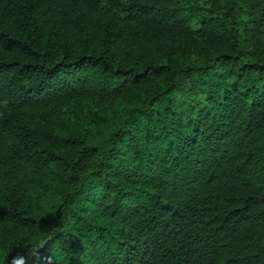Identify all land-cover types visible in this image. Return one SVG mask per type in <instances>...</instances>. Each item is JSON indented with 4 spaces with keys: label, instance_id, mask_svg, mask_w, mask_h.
I'll use <instances>...</instances> for the list:
<instances>
[{
    "label": "trees",
    "instance_id": "trees-1",
    "mask_svg": "<svg viewBox=\"0 0 264 264\" xmlns=\"http://www.w3.org/2000/svg\"><path fill=\"white\" fill-rule=\"evenodd\" d=\"M24 252L264 264V0H0V264Z\"/></svg>",
    "mask_w": 264,
    "mask_h": 264
},
{
    "label": "snow or ice",
    "instance_id": "snow-or-ice-1",
    "mask_svg": "<svg viewBox=\"0 0 264 264\" xmlns=\"http://www.w3.org/2000/svg\"><path fill=\"white\" fill-rule=\"evenodd\" d=\"M22 257L28 260V264H31V256L29 253L27 252L22 253ZM24 259H21L20 264H24Z\"/></svg>",
    "mask_w": 264,
    "mask_h": 264
}]
</instances>
